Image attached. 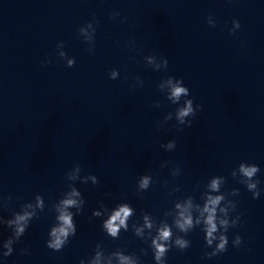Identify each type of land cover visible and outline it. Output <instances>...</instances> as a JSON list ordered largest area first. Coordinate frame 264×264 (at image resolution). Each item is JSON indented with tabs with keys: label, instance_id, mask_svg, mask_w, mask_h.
<instances>
[{
	"label": "clouds",
	"instance_id": "1",
	"mask_svg": "<svg viewBox=\"0 0 264 264\" xmlns=\"http://www.w3.org/2000/svg\"><path fill=\"white\" fill-rule=\"evenodd\" d=\"M237 27H240V23H236ZM72 63L71 61L69 62ZM113 76H115V73H113ZM188 94V88L186 87H180L179 81L176 85L172 87L171 95L172 97L179 99L181 95ZM192 102L188 101V104L185 108L180 110L179 117L181 118V122H183V117L188 116L190 113H192L193 109L191 106ZM191 124V123H190ZM189 124V126H190ZM172 145H169L171 147ZM243 175L247 178H252L256 173L259 171V167L257 165L252 166H244L241 165L240 168ZM149 180L147 177L142 178L141 181V188H146L148 186ZM219 181L213 180L211 183V188L213 190H216L218 188ZM249 190L256 188V183H249L247 185ZM73 195H79L78 192L73 190ZM259 196V192L254 193V199ZM223 199L222 196H213L208 195L207 196V202L204 205V207L201 209V216H205L206 214V220L204 221L206 225V234H207V243L209 245L212 244L213 240L216 239V236H214V233L217 231V223H216V213H217V206L220 204L221 200ZM64 208L60 211V215L58 216L59 226L52 228L50 232L51 239L46 241V246L54 251H60L66 243L69 241V237L74 236L76 234V225L74 224L73 220V214L69 211H67L68 208L75 207L77 205V201L74 199H65L62 201ZM42 207V204H41ZM180 205H177V208H179ZM191 205L189 204L188 207H185L180 212V219L176 221V224L178 228L181 231L187 232L189 229L193 227V219L192 216L189 213V208ZM220 212H224V209H219ZM132 214V210L127 206H121L117 211H115L110 219H108L104 224L103 227L107 229V231L111 234L112 237H116L121 227H127L126 221L128 217ZM30 218V214L25 215H17L16 220L14 223L17 224L16 228V236L19 237L23 235V233L26 231L27 222ZM13 223V222H10ZM197 223H200V221H197ZM219 223L221 225H225L227 223L226 220H220ZM151 227V225H149ZM171 238V232L168 227H165L160 230L159 236L156 239H153L152 245L154 246V258L157 261V264H165V257L167 252L170 249V245L166 242L170 241ZM220 243L217 246V252L224 253L227 251V240L224 236H220ZM237 245L241 243V237H237L236 240ZM11 241H9V244H6L5 247L8 248V252L4 253V257H7L11 252L12 249L10 247ZM176 245L179 246L181 250L187 249L190 245L189 241L183 240V239H177ZM217 252H213L211 255H216ZM122 264H132V262L129 260L126 256L120 257ZM80 264H83L82 261H80Z\"/></svg>",
	"mask_w": 264,
	"mask_h": 264
}]
</instances>
